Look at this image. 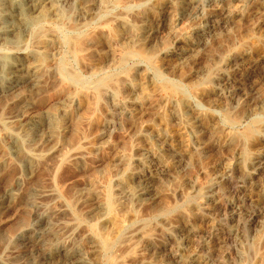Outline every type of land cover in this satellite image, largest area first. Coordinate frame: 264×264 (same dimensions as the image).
I'll list each match as a JSON object with an SVG mask.
<instances>
[{"label":"rangeland","instance_id":"374dc122","mask_svg":"<svg viewBox=\"0 0 264 264\" xmlns=\"http://www.w3.org/2000/svg\"><path fill=\"white\" fill-rule=\"evenodd\" d=\"M61 1L66 19L34 27L22 48L28 56L50 41L44 53L49 72L41 75L47 79L42 81L45 86L35 93L24 88L0 97V161H8L0 178V264H47L46 254L63 247L91 264H264V0H191L193 8H188L190 0H170L168 14L162 11L167 0H148L145 6L102 0L85 23L74 22L78 13L72 3ZM140 16L161 18L162 30L159 42L139 52L131 50L127 33L112 23L124 19L136 24ZM192 43L200 45L190 64L178 67L175 58L166 56ZM11 50L0 47V57H8ZM133 50L137 54L127 57ZM62 63L83 83L61 75ZM138 68L151 75L155 95L149 101L153 106L147 102L131 118L119 105L132 97L124 83L140 85ZM155 68L164 72L161 77ZM106 79L112 80L109 87L98 91L94 83ZM173 86L182 91L175 94ZM173 97L180 104L176 108ZM48 116L56 120L49 122ZM35 118L44 126L42 142L22 133L23 124ZM185 124L193 132H186ZM181 132L188 135L181 138ZM17 133L22 138L16 146L10 136ZM159 135L169 136L172 148ZM22 148L38 154L41 162L27 167ZM51 149L58 153L55 157L47 155ZM48 156L59 158L52 161L56 166ZM31 173L36 176L33 183ZM132 174L153 179L147 187L153 199L132 202L126 186L138 188ZM110 195L112 208L98 221L96 203L105 209ZM37 214L53 217L57 227L39 246L31 241L46 227L37 222ZM118 218L126 220L121 234H115ZM28 226L29 233H24ZM104 238L113 241L109 249L101 245Z\"/></svg>","mask_w":264,"mask_h":264},{"label":"bare ground","instance_id":"6f19581e","mask_svg":"<svg viewBox=\"0 0 264 264\" xmlns=\"http://www.w3.org/2000/svg\"><path fill=\"white\" fill-rule=\"evenodd\" d=\"M65 1V0H64ZM106 1V0H105ZM126 1V0H125ZM128 1V0H127ZM173 1V0H172ZM175 1V0H174ZM177 1V0H176ZM184 1V0H183ZM187 1V0H186ZM232 1V0H231ZM61 0H0V47H3V48H7V49H11V54L8 56V57H0V97L2 98H8L9 96L13 95L14 96V93H17L19 92L20 90L24 89V88H29L31 93L32 92H38L39 90H41V87H42V84L44 81H47V79L44 81L41 80V75L43 74V72L46 70V67L48 66L47 64V61L48 59H45V56L46 54L45 51L46 49L48 48V46H50V41L47 40L44 41V45H42L41 47H38L37 48V51L35 50V52L32 54V55H28V56H24L23 54V50L22 48L24 47V38L25 36H27V34L29 33V31L38 26V25H42V24H45L46 22L48 21H52V20H56V21H64L66 19V14L64 13V8L62 10V7H61ZM68 3H72V9H74L75 12H77V16H76V20L78 23H82L84 21H86L91 15H92V11L94 10V8H96L97 6H99V8H101L102 4L104 3L102 0H98V4H97V0L93 1V0H67ZM108 2V0H107ZM179 4L181 3L180 0H178ZM189 2V1H188ZM63 3V2H62ZM67 3V4H68ZM111 3V2H110ZM109 3V4H110ZM132 4H138L140 6H145V4L148 3V0H132L131 2ZM152 3V2H151ZM150 3V4H151ZM232 3V2H230ZM65 4V3H64ZM164 4V3H163ZM171 1L170 0H167L165 2V5L162 6V11L163 13L165 14H168L170 13L169 12V8H170V5H171ZM177 4V3H176ZM226 4V3H225ZM249 5V4H248ZM246 6V5H245ZM64 7V6H63ZM173 7V6H172ZM194 7V3L191 2L190 0V3L188 5V8H193ZM197 8V6L195 7V9ZM176 9V8H174ZM178 9V8H177ZM181 9V8H180ZM199 9V8H198ZM245 9V8H244ZM243 9V10H244ZM183 12H185L186 10L185 9H182ZM181 10V11H182ZM71 12V10H70ZM172 12H174V10H172ZM195 12V11H194ZM98 15H99V11L97 12ZM103 13V12H102ZM187 13V12H186ZM188 14V13H187ZM247 14V13H246ZM76 15V14H74ZM73 15V16H74ZM97 15V14H95ZM146 15V14H145ZM172 15V14H171ZM194 15V14H193ZM230 15V14H229ZM232 15V14H231ZM94 16V15H92ZM144 16V15H143ZM147 16V15H146ZM163 16V14H162ZM176 16V15H175ZM184 16V15H183ZM72 17V15H71ZM149 17V16H148ZM172 17V16H171ZM133 18V17H132ZM141 18V16H140ZM164 18V17H163ZM139 19V18H138ZM165 19V18H164ZM180 19V18H179ZM128 20V19H126ZM137 20V19H136ZM243 20V19H242ZM130 21V20H129ZM165 21V20H164ZM167 21V20H166ZM169 21V20H168ZM55 22V21H54ZM87 22V21H86ZM134 23V21H132ZM85 23V22H84ZM109 23V22H108ZM173 23V22H172ZM178 23V22H177ZM112 24H114L116 26V29L120 30V32L122 31V33L126 32L128 35L127 38H128V42H125L129 45L132 49L135 50L136 48V51L138 50L139 52L140 51H143L144 48L143 47H146V46H150V45H153L154 42L157 41L160 33H161V30H162V19L160 18L159 19H154V20H151L150 18H141L138 22H136V24H130L128 22H126L124 19H116ZM168 24V23H167ZM224 24V23H223ZM47 25V24H46ZM75 25V24H74ZM77 25H81V24H77ZM76 25V26H77ZM169 25V24H168ZM176 26V25H175ZM227 26V25H226ZM83 27V26H82ZM165 28V27H164ZM168 28V26H167ZM173 28V27H172ZM80 30V29H79ZM213 30V29H212ZM164 31V30H163ZM218 31V29H217ZM37 32V31H36ZM45 32V31H44ZM81 32V30H80ZM93 32V31H92ZM115 32V30H114ZM43 33V32H42ZM71 33V32H70ZM118 33V32H117ZM165 33V32H164ZM32 34V33H31ZM47 35V33H45ZM125 34V33H124ZM163 34V33H162ZM212 34V33H211ZM71 35V34H70ZM37 36V35H36ZM35 36V37H36ZM41 36V34H40ZM44 36V35H43ZM34 37V38H35ZM163 37V36H162ZM210 37V36H209ZM45 38V36H44ZM47 38V37H46ZM39 39V37L37 38V40ZM76 39V38H75ZM122 39V38H121ZM124 39V38H123ZM164 39V38H163ZM216 39V38H215ZM36 40V41H37ZM55 40V39H53ZM162 41V40H161ZM69 44L74 46L75 42L74 40L72 39H69ZM159 42V41H157ZM36 43V42H35ZM55 43V42H54ZM163 43V42H162ZM196 43V42H195ZM52 44V43H51ZM159 44V43H158ZM188 44V43H187ZM204 44V43H202ZM201 44V45H202ZM53 45V44H52ZM200 45V44H199ZM198 45V47H199ZM156 46V45H155ZM159 46V45H158ZM76 47V46H75ZM129 47V48H130ZM151 47V46H150ZM198 47L192 43V45H189L186 49H182V50H179V51H169L170 53H168L166 56H169V57H172V58H175V61H176V64L179 66H182L184 64H190L191 62V58L194 56V54L196 53ZM35 48V47H34ZM55 48V47H54ZM152 48V47H151ZM163 48V47H162ZM201 48V46H200ZM205 49V47L203 48ZM50 50V49H49ZM48 50V51H49ZM130 51V53L127 54V57H131V56H134L137 54L136 51ZM148 50V49H147ZM177 50V49H176ZM52 51V50H51ZM150 51V50H149ZM148 51V52H149ZM32 52V51H31ZM138 52V54H139ZM146 52V51H145ZM154 52V51H153ZM52 53V52H51ZM142 53V52H141ZM140 53V54H141ZM160 53V52H159ZM31 54V53H30ZM203 55V54H202ZM246 55V54H245ZM248 55V54H247ZM250 55V54H249ZM141 56V55H140ZM147 56V55H146ZM49 57V55H48ZM51 57V56H50ZM49 57V59H50ZM201 57V56H200ZM166 58V57H165ZM53 59V58H52ZM198 59V58H197ZM241 59V58H240ZM51 60V59H50ZM53 61V60H52ZM152 61V59H151ZM241 61V60H240ZM55 63V61H53ZM167 62V61H166ZM171 62V61H170ZM150 63V62H149ZM52 64V63H51ZM50 64V65H51ZM166 64V63H165ZM53 65V64H52ZM55 65V64H54ZM154 65V64H153ZM152 65V66H153ZM173 65V64H172ZM166 66V65H165ZM50 67V66H49ZM52 67V66H51ZM54 67V66H53ZM151 67V66H150ZM154 68V67H153ZM49 69V68H48ZM139 69V68H138ZM143 69L145 68H140L139 69V75L140 73L142 74V81H140V85L137 87V88H134L130 83H124L125 85V89L127 90V92L129 91L130 94L132 95L130 101L128 102L127 100V104H123V105H119L120 109L122 108L123 112L125 113V115L129 116V117H135V116H139V112L142 111V108L144 106V104H150L149 101L151 102L154 98V95H155V88L153 87V85H151V83L149 82L150 80V74L147 73V71L145 72ZM157 68H155L156 70ZM166 69V68H165ZM150 70V69H149ZM153 70V69H152ZM89 71V70H88ZM169 71V70H168ZM46 73L49 72V71H45ZM56 72V71H55ZM145 72V73H144ZM60 73L61 75H63L65 78L69 79V80H72L74 82H79V83H83V80L80 78V77H77V76H74V75H71L67 69V66L65 65V63H62L61 65V68H60ZM151 73V72H150ZM164 72L161 70V69H157L156 70V74L157 76L161 77L162 74ZM167 73V72H166ZM48 74V73H47ZM50 74V73H49ZM152 74V73H151ZM138 75V77H139ZM50 76V75H49ZM57 76V75H56ZM52 77V76H51ZM54 77H55V74H54ZM153 77V76H152ZM154 78V77H153ZM51 79L53 78H50V82L52 81ZM57 79V78H56ZM61 80V79H60ZM111 80V79H110ZM108 79L106 80H102V81H98L96 83H94V87L99 91H101V89L103 88H108L109 87V83L112 81H110ZM120 80V79H119ZM118 80V82H119ZM43 81V82H42ZM121 81V80H120ZM125 81V80H124ZM123 81V82H124ZM49 82V83H50ZM57 82V81H56ZM55 82V83H56ZM114 82V81H113ZM117 82V81H116ZM133 82V81H132ZM64 83V82H63ZM139 83V82H138ZM45 84V83H44ZM43 84V85H44ZM59 84V83H58ZM122 84V83H121ZM156 84V83H155ZM49 85V84H48ZM51 85V84H50ZM55 85V84H54ZM171 85V84H170ZM45 86V85H44ZM111 86V85H110ZM116 86V85H115ZM49 87V86H48ZM120 87V86H119ZM170 87V86H168ZM50 88V87H49ZM48 88V89H49ZM179 88V87H178ZM176 88L175 86L171 87V90H173L176 94V92H180L182 90ZM182 88V87H180ZM67 89V88H66ZM160 89V88H159ZM44 90V89H43ZM170 90V91H171ZM69 91V90H68ZM104 91V90H103ZM106 92V91H105ZM118 92H120L118 90ZM117 91L115 92V94H112L113 95H116L117 96ZM218 92V91H217ZM220 92V91H219ZM33 93V94H34ZM107 93V92H106ZM216 93V92H215ZM26 94V92H25ZM28 94V93H27ZM30 94V93H29ZM43 94V92H42ZM109 94V92H108ZM158 94V93H157ZM181 94V93H180ZM36 95V94H34ZM38 95V94H37ZM70 95V94H69ZM174 95V94H173ZM172 95V96H173ZM71 96V95H70ZM115 96V97H116ZM158 96V95H156ZM177 96V95H176ZM16 97V96H15ZM19 97V96H18ZM34 97V96H33ZM39 97V96H38ZM95 97V96H94ZM160 97V96H159ZM217 97V96H216ZM23 98V97H22ZM21 98V99H22ZM158 98V97H156ZM3 99V100H4ZM24 99V98H23ZM165 99V98H164ZM7 100V99H6ZM14 100V99H13ZM26 100V99H25ZM111 100V99H110ZM169 100V99H168ZM183 100V98H182ZM205 100V99H204ZM8 101V100H7ZM23 101V100H22ZM72 101V100H71ZM172 101V107H177L179 106V101L178 99L176 98H172L171 99ZM3 102V101H2ZM0 102V103H2ZM73 102V101H72ZM164 102V101H163ZM168 102V101H166ZM169 103V102H168ZM3 104V103H2ZM1 104V105H2ZM7 104V103H6ZM10 104H12L10 102ZM179 104V105H178ZM13 105V104H12ZM18 105V104H17ZM116 105V103H115ZM151 106H153L152 104H150ZM16 106V104H15ZM146 106V105H145ZM148 107V106H147ZM146 107V108H147ZM145 108V109H146ZM157 108V106H156ZM174 108V109H175ZM193 108V107H192ZM119 109V110H120ZM180 108H178L179 110ZM187 109L188 111H193L191 109L190 106H187ZM120 110V111H122ZM147 110V109H146ZM144 110V112L146 111ZM143 112V113H144ZM64 113V112H63ZM62 113V114H63ZM187 114V111L184 112ZM193 112H191L192 114ZM195 113V112H194ZM141 114V113H140ZM55 115V114H54ZM182 115V114H181ZM65 116V115H63ZM119 116V115H118ZM43 118V117H42ZM56 117L54 116H48V120L49 122H53L54 119ZM181 118V117H180ZM125 119V118H124ZM130 119V118H129ZM136 119V118H135ZM142 119V118H141ZM185 119V118H184ZM56 120V119H55ZM126 120V119H125ZM137 121L139 120V118L136 119ZM182 120V119H181ZM198 120V119H197ZM58 121V120H57ZM130 121V120H129ZM183 121V120H182ZM47 122V120H46ZM133 122V120H132ZM44 124V122H43ZM51 124V123H50ZM184 124V123H183ZM189 124H192V123H189ZM49 125V124H48ZM53 125H57V122L56 124H53ZM8 126V125H7ZM46 126H47V123H46ZM185 126L184 127V130L186 132H193V128L188 125V124H185L183 125ZM200 126V125H199ZM21 127V126H20ZM44 127V126H43ZM42 121L41 119H33L31 121H29L28 123L26 124H23L22 126V133L24 134V137H26L28 140H30L31 138H35L36 139H41V142L44 140V135L45 133L42 132ZM52 127V126H51ZM55 127V126H53ZM52 127V128H53ZM10 128H13L10 126ZM17 128V127H15ZM46 128V127H45ZM57 127H55L54 129H56ZM182 128V127H181ZM21 129V128H20ZM51 129V128H50ZM62 129V128H61ZM15 130V129H14ZM17 130V129H16ZM45 130V129H44ZM43 130V131H44ZM49 130V129H48ZM59 130V129H57ZM56 130V131H57ZM64 130V129H62ZM67 130V129H66ZM65 130V131H66ZM105 130V129H104ZM106 130H107V127H106ZM149 130V129H148ZM197 130V129H196ZM50 131V130H49ZM154 131V130H153ZM253 131V130H252ZM105 132V131H104ZM48 133V132H47ZM59 133V132H58ZM160 133V132H159ZM42 134H43V138H42ZM57 134V133H56ZM106 134V133H105ZM144 134V133H143ZM142 134V135H143ZM162 134V133H161ZM160 134V135H161ZM187 134V133H186ZM186 134L184 132H181V138H185ZM195 134V133H193ZM251 134V132H250ZM254 134V133H253ZM251 134V135H253ZM10 135V134H8ZM158 136L159 139L161 141H163V143L168 146L169 148H172V144H171V141H170V137L169 136H166L165 137H161V136ZM188 135V134H187ZM53 136V134H52ZM56 136V135H55ZM145 136V135H144ZM171 136V135H170ZM177 136V135H176ZM175 136V137H176ZM190 136V135H189ZM188 136V137H189ZM197 136V135H196ZM11 139L14 140V143L17 145H19L20 143V137L18 135V133L16 135H13V136H10ZM48 137V136H47ZM60 137V136H59ZM104 137V136H103ZM147 137V136H146ZM22 138V137H21ZM25 138V139H26ZM50 139L52 137H49ZM148 138V137H147ZM150 138V137H149ZM172 138V137H171ZM7 139V138H6ZM48 139V138H47ZM103 139V138H102ZM191 139V138H190ZM196 139V138H195ZM149 140V139H148ZM192 140V139H191ZM180 141V140H179ZM189 141V140H187ZM185 141V142H187ZM25 143V142H24ZM23 143V144H24ZM28 143V142H27ZM46 143V141H45ZM53 143V142H52ZM41 144V143H40ZM12 145V144H11ZM21 145V144H20ZM25 145V144H24ZM29 145V144H28ZM34 146V145H33ZM41 146V145H40ZM48 146V145H47ZM107 146H108V143H107ZM163 146V144H162ZM176 146V145H175ZM178 146V145H177ZM12 147V146H11ZM28 147V146H27ZM36 147V146H35ZM49 147V146H48ZM104 147V146H103ZM110 147V146H109ZM174 147V146H173ZM180 147V146H179ZM18 148V147H17ZM32 148V147H31ZM58 148V146H57ZM100 148V147H98ZM105 148V147H104ZM108 147H106L107 149ZM165 148V147H164ZM189 148H190V145H189ZM188 148V149H189ZM194 148V147H193ZM196 148V147H195ZM13 149H14V146H13ZM16 149V148H15ZM41 149V147L38 148V150ZM77 149V148H76ZM102 149V148H101ZM174 149V148H173ZM180 149V148H179ZM11 150V149H10ZM23 150V151H22ZM31 150V149H30ZM100 150V149H98ZM104 150V149H103ZM164 150V149H163ZM12 151V150H11ZM20 151V150H19ZM22 151V154L25 158V160L27 161V167L28 165H33L34 162H38L40 161L41 162V158L38 154H34V153H28L27 151H24V149L22 148L21 149ZM33 151V150H31ZM58 151V150H57ZM105 151V150H104ZM156 151V149L154 150ZM161 151V150H160ZM173 151V150H172ZM187 151V150H186ZM185 151V152H186ZM191 151V150H190ZM13 152V151H12ZM102 152V151H100ZM153 152V151H152ZM152 152H151V156H152ZM159 152V150L157 151ZM175 152V151H174ZM179 152V151H178ZM177 152V153H178ZM10 153V152H9ZM19 153V152H17ZM17 153H15L14 155H16ZM160 153V152H159ZM187 153V152H186ZM41 154V153H40ZM46 154V153H45ZM55 154H58L55 152L54 149H51V150H48L47 151V155H54L55 157ZM75 154V153H74ZM157 154V153H156ZM6 155V153H5ZM4 155V156H5ZM183 155V154H182ZM74 156V155H73ZM77 156V155H76ZM159 156V155H158ZM164 156V155H163ZM11 157V156H10ZM43 157V156H42ZM49 157V156H48ZM51 157V156H50ZM49 157V158H50ZM53 156L51 157V159L53 158L52 161H54V158ZM72 157V156H71ZM155 157V156H154ZM1 158V157H0ZM8 158V157H7ZM14 158V157H13ZM20 158V157H19ZM45 158V157H43ZM42 158V159H43ZM156 158V157H155ZM154 158V159H155ZM2 159V158H1ZM57 159V158H56ZM56 159H55V162H56ZM59 159V158H58ZM57 159V160H58ZM152 159V158H151ZM24 160V161H25ZM75 160V159H74ZM81 160V159H80ZM156 160V159H155ZM264 160V159H262ZM45 161V159H44ZM147 161V160H146ZM144 161V162H146ZM151 161V160H149ZM157 161V160H156ZM159 161V160H158ZM4 162V160H3ZM142 162V161H141ZM148 162V161H147ZM166 162V161H165ZM261 162V161H260ZM6 163H8V161L6 160ZM6 163H1L0 161V178L2 177V170L3 168L7 167L5 166L4 167V164L6 165ZM24 163V162H23ZM44 163V162H43ZM160 163V161H159ZM46 164V162L44 163ZM49 164V163H47ZM51 164V163H50ZM54 164V166H56L57 164L52 162V165ZM25 165V163H24ZM37 165V164H36ZM51 165V169L52 167L54 168V166ZM149 165V164H148ZM163 165V164H162ZM166 165V164H165ZM257 165V164H256ZM262 165V164H261ZM42 166V165H41ZM48 166V165H47ZM255 166V165H254ZM253 166V167H254ZM149 167V166H148ZM8 168V167H7ZM25 168V167H24ZM23 168V169H24ZM36 168V167H35ZM57 168V167H56ZM55 168V169H56ZM263 169V167H261ZM28 169V168H27ZM31 170V168H29ZM145 169V168H143ZM151 169V167H150ZM164 169V168H163ZM260 169V168H258ZM6 170V168H5ZM3 170V171H5ZM36 170V169H34ZM48 170V168H47ZM53 170V169H52ZM152 170V169H151ZM28 171V170H26ZM39 171V169H38ZM49 171V170H48ZM51 171V170H50ZM49 171V173H50ZM142 171V170H141ZM146 171V170H145ZM262 171V170H261ZM260 171V172H261ZM25 172V171H24ZM37 172V170H36ZM52 172V171H51ZM55 172V170H54ZM5 173V172H4ZM140 173V171H139ZM255 173V172H254ZM52 174V173H50ZM127 174V173H125ZM144 174V172L142 173V175ZM147 174V172H146ZM165 174V173H164ZM259 174V173H258ZM124 175V174H123ZM128 175V174H127ZM256 175V174H255ZM39 176V175H38ZM129 176V175H128ZM150 176V175H149ZM154 176V175H153ZM168 176H169V173H168ZM167 176V177H168ZM35 176V173H31L29 175V180H32ZM130 177V176H129ZM151 177V176H150ZM160 177V176H159ZM127 178V176H126ZM157 178V176H156ZM23 179V178H22ZM27 179V178H26ZM35 179V178H34ZM130 178L127 179V181L129 180ZM131 179L132 181H134V183H137L138 184V188H133V186H130L128 184H126L127 186V190H128V193L130 196H131V199H132V202L136 203V202H140L142 200H145V199H148V198H154V195L153 193H151L150 191V188L148 189V184L151 186V182L153 179H150L149 177L147 176H141L140 174H132L131 175ZM158 179V178H157ZM17 180V179H16ZM122 180V178H121ZM20 181V180H19ZM27 181V180H26ZM124 181V180H123ZM33 183V180L31 181ZM35 182V181H34ZM4 183V182H3ZM153 183V182H152ZM16 184V182H15ZM30 184V183H29ZM124 184V183H123ZM140 184H144L143 186L144 187H141ZM3 185V184H2ZM18 185V189H20L21 185L22 184H17ZM147 185V186H146ZM5 186V185H4ZM16 186V185H15ZM28 187V185H27ZM10 188V186H9ZM13 188V187H12ZM25 188V187H24ZM124 188V187H123ZM8 189V188H7ZM6 189V190H7ZM154 189V187H153ZM14 190V188H13ZM23 190V188H22ZM125 190V189H124ZM24 191V190H23ZM53 191V190H51ZM55 191V190H54ZM110 191V190H109ZM153 191V190H152ZM47 192V191H46ZM50 192V191H49ZM154 192V191H153ZM12 193V192H11ZM15 193V192H14ZM21 193V192H20ZM17 194V193H16ZM13 195V194H12ZM15 195V194H14ZM18 195V194H17ZM50 195V194H49ZM126 195V194H125ZM54 196V195H53ZM104 196V195H102ZM8 197V196H7ZM127 197V196H126ZM9 198V197H8ZM12 198H15V197H12ZM18 198V197H16ZM99 198H102V197H99ZM158 198V197H157ZM46 199V198H45ZM18 200V199H17ZM41 200V199H40ZM100 200V199H99ZM104 200V197L103 199ZM101 200V201H102ZM111 195L109 196L108 198V204L106 205L107 207H103L102 204H98L96 203V209L95 211L98 212V215H97V220L98 221H103L106 217H107V213L110 212L111 208H112V203H111ZM13 201V199H12ZM154 201V200H153ZM157 201V200H155ZM105 202V200H104ZM158 202V201H157ZM100 203V202H99ZM131 203V202H130ZM5 204V202H4ZM105 204V203H104ZM132 204V203H131ZM130 204V205H131ZM146 204V203H145ZM154 204V203H153ZM19 205V204H18ZM95 205V203H94ZM93 205V206H94ZM137 205V204H136ZM143 205V204H142ZM147 205V204H146ZM2 206V205H1ZM16 206V205H15ZM138 206V205H137ZM145 207V206H143ZM142 207V208H143ZM2 208V207H1ZM37 208V207H36ZM124 208V207H123ZM130 208V207H129ZM133 208V207H132ZM141 208V207H140ZM4 209V208H3ZM2 209V210H3ZM14 209V207H13ZM128 210V209H127ZM130 210V209H129ZM136 210V209H135ZM59 211V210H58ZM90 211V210H89ZM94 211V212H95ZM141 211V210H139ZM38 212V211H36ZM125 212V211H124ZM131 212V211H130ZM136 212V211H135ZM38 213H41V212H38ZM62 213V212H61ZM123 213V212H122ZM129 214V213H127ZM132 214V212H131ZM130 214V215H131ZM55 216L57 217L58 215L55 214ZM90 216V215H89ZM112 216V214H111ZM126 216V215H125ZM132 216V215H131ZM256 216V215H255ZM59 217V216H58ZM57 217V218H58ZM122 217V216H121ZM129 217V216H128ZM134 217V216H133ZM133 217H131L133 219ZM60 218V217H59ZM64 218V216L62 217ZM135 218V217H134ZM3 219V218H2ZM36 219H37V222H39L41 225H44L42 227H46V230H43V232H40L39 236L36 237V239L34 241H31L32 244L35 243V245H38L42 243L43 241V238H45V236L47 235H50L52 234L54 231H55V227H56V224H55V221H53V217H46L45 215H39L37 214L36 216ZM65 219V218H64ZM119 219V218H118ZM117 219V220H118ZM122 218H120L119 220L120 221H117L115 223V226H116V232L115 234H121L126 226V220H121ZM58 220V219H57ZM69 220H70V217H69ZM108 220V218H107ZM127 220L131 221L130 219L127 218ZM4 221V220H3ZM66 221V220H65ZM68 221V220H67ZM112 221V220H111ZM1 222V220H0ZM54 222V223H53ZM60 222V221H59ZM92 222V221H91ZM106 222V221H105ZM128 222V221H127ZM32 223V222H31ZM57 223V222H56ZM68 223V222H67ZM102 223V222H101ZM109 223H112V222H109ZM3 224V223H1ZM0 224V225H1ZM35 224V223H34ZM99 224V223H98ZM131 224V223H130ZM39 225V224H38ZM61 225V224H59ZM32 226V225H31ZM58 226V225H57ZM65 226V225H64ZM70 226V224H69ZM107 226V225H106ZM60 227V226H59ZM72 228V226H71ZM100 227H97V229H99ZM107 228V227H106ZM44 229V228H43ZM57 229V227H56ZM61 229V228H60ZM29 226L28 227H25L24 229V233H29ZM35 230V229H34ZM70 230V229H69ZM127 230V229H126ZM22 231V229L20 230V232ZM33 231V229H32ZM40 231V230H39ZM101 232V231H100ZM23 233V234H24ZM65 234V233H64ZM146 234V233H145ZM26 235V234H25ZM33 235V234H32ZM30 235V236H32ZM27 236V235H26ZM34 236V235H33ZM104 237V236H103ZM115 237V236H114ZM112 237V238H114ZM152 238V237H151ZM28 239H31V238H28ZM27 239V240H28ZM153 239V238H152ZM73 240V239H72ZM95 240V239H94ZM99 240V238H98ZM112 239L110 238H104L102 239L100 242H101V245L103 246V248L105 249H109L111 246H112V242L111 241ZM29 243V242H28ZM58 243V242H57ZM34 245V244H33ZM59 245V244H58ZM44 246V244H43ZM101 246V247H102ZM63 247V246H62ZM67 247V246H66ZM74 248V247H73ZM72 248V249H73ZM128 248V247H127ZM70 248H59L57 249V253L53 254V253H50L49 254H46V260H47V264H91V262L89 261V259H87L86 257H84L82 254H72L70 252ZM50 251V250H48ZM97 251V250H96ZM104 252V251H103ZM47 253V252H46ZM109 264H113V263H109ZM197 264V263H196ZM199 264V263H198ZM201 264V263H200Z\"/></svg>","mask_w":264,"mask_h":264}]
</instances>
